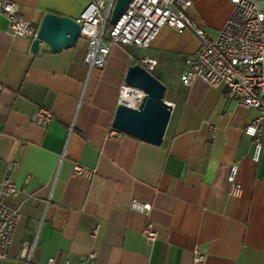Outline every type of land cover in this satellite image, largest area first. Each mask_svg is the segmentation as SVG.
Wrapping results in <instances>:
<instances>
[{
  "label": "crops",
  "instance_id": "crops-1",
  "mask_svg": "<svg viewBox=\"0 0 264 264\" xmlns=\"http://www.w3.org/2000/svg\"><path fill=\"white\" fill-rule=\"evenodd\" d=\"M14 1L39 29L48 14L77 21L95 0ZM232 9L229 0H192L187 15L215 39ZM6 28L1 18L0 179L11 177L18 188L10 205L20 220L0 264H22V244L34 240V264H82L93 252L89 264H194L195 249L205 264H264V145L254 163L245 133L260 114L224 87L181 82L200 46L193 32L164 27L149 49L114 46L106 66L90 71L85 39L58 52L41 42L34 53L32 39ZM140 57L157 60L152 75L172 105L159 146L109 136L121 87ZM39 107L54 113L48 127L31 123ZM75 164L96 173L74 177ZM235 165L239 198L229 193ZM133 200L152 205L151 214L131 210ZM149 222L158 234L153 245L142 234Z\"/></svg>",
  "mask_w": 264,
  "mask_h": 264
},
{
  "label": "built area",
  "instance_id": "built-area-1",
  "mask_svg": "<svg viewBox=\"0 0 264 264\" xmlns=\"http://www.w3.org/2000/svg\"><path fill=\"white\" fill-rule=\"evenodd\" d=\"M232 13L215 39L207 36L187 11L192 0H131L115 25L111 17L116 0H95L82 13L76 23L80 26V38L87 41L85 62L89 70L106 66L114 46H130L141 50L149 49L159 32L169 27L178 34L189 30L200 40L198 50L185 61L186 70L181 82L191 86L194 81L202 80L210 87H224L227 97L237 104L259 112L260 118L251 122L245 133L254 144L252 160L261 161L264 145V129L260 119H264V0H229ZM7 21L6 32L13 37L38 38L39 29L26 21L20 6L14 0H0V19ZM137 65L153 74L158 62L151 57H140ZM3 87L0 85V92ZM137 92V98L127 105L139 108L146 94L144 91L122 85L119 106L124 93ZM169 104V103H168ZM54 119L52 110L39 107L31 116V123L48 127ZM123 133L111 128L109 136L120 138ZM239 167L232 166L228 182L229 193L234 198L242 194L237 183ZM96 170L81 164H75L72 176L91 178ZM18 188L11 177L0 179V261L9 257V250L17 229L20 214L10 205L18 194ZM130 209L146 216L152 212V205L133 200ZM143 237L150 245L158 238L154 224L149 222L144 228ZM96 233L94 234V237ZM36 240L22 244L19 261L22 264H34L32 260ZM93 252L82 264L95 260ZM207 256L195 249L194 264H205ZM46 264H59L50 258Z\"/></svg>",
  "mask_w": 264,
  "mask_h": 264
},
{
  "label": "water",
  "instance_id": "water-1",
  "mask_svg": "<svg viewBox=\"0 0 264 264\" xmlns=\"http://www.w3.org/2000/svg\"><path fill=\"white\" fill-rule=\"evenodd\" d=\"M131 0H116L111 24L115 25ZM80 38V26L76 21L48 14L33 42L32 51L37 53L41 42L52 51L76 45ZM125 83L145 92L146 97L139 108L120 105L116 111L113 128L145 143L159 146L165 137L171 118L172 105L164 100L165 86L139 65L129 68Z\"/></svg>",
  "mask_w": 264,
  "mask_h": 264
},
{
  "label": "bare ground",
  "instance_id": "bare-ground-1",
  "mask_svg": "<svg viewBox=\"0 0 264 264\" xmlns=\"http://www.w3.org/2000/svg\"><path fill=\"white\" fill-rule=\"evenodd\" d=\"M138 96V93L137 92H129V93H124L123 96H122V104H128V103H131L133 102Z\"/></svg>",
  "mask_w": 264,
  "mask_h": 264
}]
</instances>
